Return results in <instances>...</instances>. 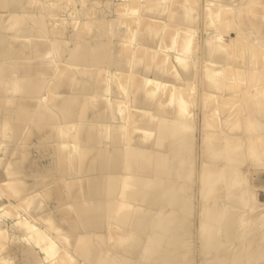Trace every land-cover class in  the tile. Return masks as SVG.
<instances>
[{"label":"bare ground","instance_id":"obj_1","mask_svg":"<svg viewBox=\"0 0 264 264\" xmlns=\"http://www.w3.org/2000/svg\"><path fill=\"white\" fill-rule=\"evenodd\" d=\"M58 1L0 0V261L264 264V0H138L136 34L126 0Z\"/></svg>","mask_w":264,"mask_h":264},{"label":"rangeland","instance_id":"obj_2","mask_svg":"<svg viewBox=\"0 0 264 264\" xmlns=\"http://www.w3.org/2000/svg\"><path fill=\"white\" fill-rule=\"evenodd\" d=\"M61 1H63V0H59L58 2H61ZM78 0H72V1H70V0H65V2H71V3H73L72 5H71V7L73 8L72 10H74V11H77V10H79L78 8H80V6L82 5V4H85V2H86V0H84V3L82 2V4L80 5V0L77 2ZM82 1V0H81ZM96 1V0H95ZM127 2H130V8H128V9H130V16L132 17H129L128 16V18H131L132 20V23H134L133 25H135V26H138V27H136V32H135V30H134V32L132 31V30H130V31H132L134 34H136V33H138V30H139V27H140V25H143L142 24V22H144V21H142V19H141V21L142 22H140L141 24H138L139 22H138V19H139V14H140V10H142L143 8V6H140V4H138L139 2H138V0H134L135 1V3H134V1L133 0H126ZM126 1H124V0H120V2L122 3V2H126ZM133 1V2H132ZM140 1V0H139ZM75 2V3H74ZM80 2V3H79ZM92 2V1H91ZM119 2V3H120ZM76 3H77V6H76ZM116 4H118V3H116ZM74 5H75V7H76V9H74L75 7H74ZM138 5V6H137ZM59 6V5H58ZM134 8H133V7ZM83 6H81V8H82ZM116 7V6H115ZM118 7V6H117ZM137 7H139V8H137ZM121 8V6H119V9ZM140 8H142V9H140ZM232 8V7H231ZM59 9V8H58ZM119 9H117V10H119ZM121 10L122 9H120L118 12H116L115 13V15H116V19H115V21H113V25H115L114 23H117L118 25H120V23H121V25L120 26H122L123 27V25H122V22H127L128 20H127V18H126V15H129V14H126V12L123 14L122 12H121ZM135 11H137V12H139V13H136ZM121 14H120V13ZM133 12V13H132ZM118 13L120 14V15H118ZM126 14V15H125ZM137 15V17H136V15ZM92 15V14H91ZM91 15H90V17H91ZM125 16V18H123L124 16ZM118 16H122V19L124 20V21H122V22H120L119 23V21H121V19H120V17H118ZM136 17V18H135ZM92 18V17H91ZM94 18V17H93ZM139 19V20H140ZM114 20V19H113ZM119 20V21H118ZM134 20H136V21H134ZM130 21V20H129ZM129 21L127 22V24H130L131 23V21H130V23H129ZM90 23H92L91 24V26H93V24H96V22H94L93 23V21L92 22H90ZM110 23H112V22H110ZM131 23V24H132ZM137 23V24H136ZM145 23V22H144ZM147 23H148V21H146V23H145V25L147 26ZM124 24V23H123ZM126 24V26H128ZM131 24H130V26H129V28L130 29H132L131 27H133V29H134V27L135 26H131ZM76 25V24H75ZM108 25H109V23H108ZM90 26V25H89ZM144 26V25H143ZM146 26H144V29H146L147 27ZM111 27H113L112 25H111ZM143 28V27H142ZM141 27H140V30H139V32L140 31H143V30H141L142 29ZM129 31V32H130ZM129 32H126V35H127V37H126V41H127V39H129V41H127V43L128 44H126V46L125 45H123V46H125V48L124 49H126V48H128V47H133V48H136L137 46H136V44H134V43H136L135 42V38L133 37L132 38V36H134V34H132L131 32L129 33ZM130 35H128V34ZM60 35V34H59ZM58 35V38H60L61 37V35L59 36ZM129 36V37H128ZM125 37H123V41H122V43L124 44L125 42ZM131 42V43H130ZM133 42V43H132ZM129 45V46H128ZM134 45H135V47H134ZM128 49V50H130V51H128L126 54L127 55H125L126 57L127 56H129V57H131L132 56V58L131 59H133L134 57L133 56H135V58H137V57H141V56H144V57H146V55L145 54H147V53H145L144 52V50H142V51H140V49L139 48H137V49H139V50H137L136 52H138V51H140V54L143 52V53H145L144 55H143V53H142V55H140L139 53V55L137 54V53H135V50L136 49H134V51L132 50L131 51V49ZM132 48V49H133ZM123 49V50H124ZM129 52L132 54L131 56H130V54H129ZM124 53V54H125ZM133 53H134V55H133ZM138 55V56H137ZM148 55V54H147ZM137 56V57H136ZM129 57H127V58H129ZM263 76L264 75H262V77L261 78H263ZM137 80H139V79H137ZM139 81H141V80H139ZM139 81H137V83L139 82ZM231 81H229L228 82V84L230 83ZM250 82H249V80L248 79H245V80H242V83H239L238 85H237V87H236V90H240V92L243 90V94L241 95L243 98H247L248 99V97H247V93H245V90L247 89V87H248V84H249ZM133 84V83H132ZM131 84V85H132ZM139 84H141L142 85V83L141 82H139ZM139 84L138 85H136L135 84V86H137V88H139L140 86H139ZM131 85H128L127 86V88H128V93H129V96L132 94V92H130V89L129 88H131L130 86ZM139 86V87H138ZM230 88L231 87H228V86H226L224 89L226 90V91H228V89H229V91H230ZM127 93V94H128ZM196 92L194 91L193 92V95L195 94ZM256 102L253 100V101H247V106H248V110L247 111H242V114H243V119L244 120H246V119H251V118H253V115L252 114H250L249 115V109L253 106L252 104H255ZM230 107V104H229V106L227 107V108H229ZM231 109V111H232V107L230 108ZM240 110H241V108H240ZM237 111L239 112V109H237L235 112H234V115H233V117H232V121L233 120H235L236 118H235V114L237 113ZM191 112V111H190ZM189 112V117L187 116V119H189L190 120V118H191V120H192V118H193V121H194V115L193 116H190V115H192L193 113L191 112L190 113ZM122 113H125L124 111L122 112ZM122 113H120V114H122ZM126 114V113H125ZM125 114H123L122 116H125ZM218 114V113H217ZM240 114H241V111H240ZM217 118H219V116H214V117H209L208 118V120H210L211 121V124H212V128H213V130L214 129H217L218 127H216L217 126V122H216V120H217ZM153 119V118H152ZM191 123V122H190ZM193 125L191 124V126L189 127H186V128H184L183 129V133L185 134V136L187 137V138H192L193 140H194V142L195 141H197L200 137H199V131H198V127H197V125H195L194 127H192ZM260 125L258 124V123H255L251 128H246V130H247V133L249 134V136H256V134L260 131ZM27 135H29V134H27ZM214 138H213V143L214 144H218V142H219V136H213ZM34 139V137L33 136H31V139L30 140H33ZM189 139V140H190ZM191 139V140H192ZM199 141V140H198ZM262 146H263V151L262 152H257V151H255V156H258V160H255V161H251V160H248V162H249V164H247L246 165V163L244 164L245 165V167H244V169H245V172L247 173V171H248V175H245L244 177H243V179H242V181H241V183H242V189H243V193H244V196L243 197H245V198H247L248 199V201L249 202H252L251 201V199L250 198H248L247 196L249 195V193H250V187L252 186V184H251V182L249 183V180H250V175H251V173H250V171L248 170V169H250L249 168V166H253V169H256V168H263V166H264V143L262 144ZM2 147H3V144H2V142L0 141V149H2ZM1 151V150H0ZM1 153V152H0ZM247 154H250V150L248 151V153ZM187 167H189V165H187ZM253 169H252V171H253ZM264 175V174H263ZM257 176V175H256ZM261 177H256V180H255V182H259L261 179H260ZM24 183L26 184V186L24 187V188H22L19 192H18V194L17 195H22L23 193H25L27 190H29L31 187H32V184L31 183H33V179H31V178H27V181H24ZM2 194V197H3V199L4 200H14L15 199V196H14V193H13V191L11 192V191H9V189L8 190H6L5 188H0V195ZM27 209H31V207H30V205L28 204V203H25V204H23V205H21V206H18L17 208H8L7 210L5 209V210H3L2 212H1V214L2 213H5V215H2V217L4 218H6L8 221H10V222H12L14 219H16V217H17V213L18 212H20V213H22V214H25V212H22V211H25V210H27ZM26 214H27V211H26ZM248 218V217H247ZM246 218V219H247ZM249 219V218H248ZM1 243L2 242H0V249L2 248V245H1ZM39 247V246H38ZM42 254L43 255H45V257H46V259H45V263L46 264H48L49 263V261L51 260V259H53V258H55L56 257V255L55 254H53V255H46V252H45V254L43 253V251H42ZM242 254V253H241ZM2 262L0 261V264H1ZM3 264V263H2Z\"/></svg>","mask_w":264,"mask_h":264}]
</instances>
